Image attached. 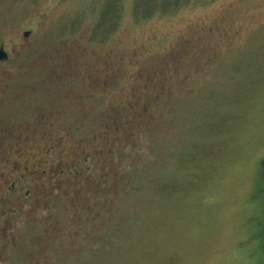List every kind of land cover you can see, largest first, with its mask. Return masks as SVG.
<instances>
[{"label":"rangeland","instance_id":"374dc122","mask_svg":"<svg viewBox=\"0 0 264 264\" xmlns=\"http://www.w3.org/2000/svg\"><path fill=\"white\" fill-rule=\"evenodd\" d=\"M155 1L0 0V264H264V0Z\"/></svg>","mask_w":264,"mask_h":264},{"label":"flooded vegetation","instance_id":"af4514ba","mask_svg":"<svg viewBox=\"0 0 264 264\" xmlns=\"http://www.w3.org/2000/svg\"><path fill=\"white\" fill-rule=\"evenodd\" d=\"M0 47L4 50L3 45ZM6 55L7 59L0 61V64L8 61L9 56L7 53ZM48 145L53 146L51 141ZM19 162L21 159L17 157L6 156L2 158L0 164V232L4 239L9 233L8 227L11 221L15 220L25 207L37 203L38 198L34 194L35 179L47 174L46 170L39 173L34 170L35 166H22ZM59 175H63L62 170ZM1 255L2 248L0 247V262L2 261Z\"/></svg>","mask_w":264,"mask_h":264},{"label":"trees","instance_id":"16d2710c","mask_svg":"<svg viewBox=\"0 0 264 264\" xmlns=\"http://www.w3.org/2000/svg\"><path fill=\"white\" fill-rule=\"evenodd\" d=\"M216 1V0H213ZM180 3V0H174L173 2H165V1H155V4L153 5L150 13L143 15V16H135V19H141V18H145L148 17L150 14H153L155 11H160V12H164V11H168V10H174L175 6H178ZM145 103L140 102V100H138L137 98L133 97L128 104H123L121 106V109H125L126 111H130L128 113H130L131 115H133L134 113L139 112V106L143 105ZM133 112V113H132ZM123 113V112H121ZM131 118V116L129 117ZM131 120V119H129ZM106 121H109L108 115L106 117ZM259 173H260V180L259 182L256 184L255 186V194L256 196H259L261 198V205L264 206V156L260 159L259 162ZM255 196V197H256ZM258 225L259 227H261L262 231L258 232L254 237L256 238V240L258 239H263L264 238V210H263V217L261 219H259L258 221ZM261 244H264V241H261ZM264 247V245H262Z\"/></svg>","mask_w":264,"mask_h":264},{"label":"water","instance_id":"95a60500","mask_svg":"<svg viewBox=\"0 0 264 264\" xmlns=\"http://www.w3.org/2000/svg\"><path fill=\"white\" fill-rule=\"evenodd\" d=\"M29 34H30V32H29V31H26V32L23 33V36H24L25 38H28V37H29ZM6 59H7V55H6V53L4 52L3 48L0 47V61H2V60H6Z\"/></svg>","mask_w":264,"mask_h":264}]
</instances>
